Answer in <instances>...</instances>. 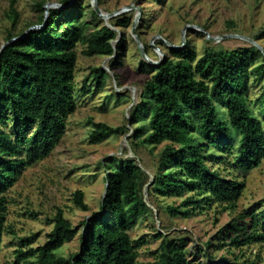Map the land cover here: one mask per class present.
<instances>
[{"label":"trees","instance_id":"1","mask_svg":"<svg viewBox=\"0 0 264 264\" xmlns=\"http://www.w3.org/2000/svg\"><path fill=\"white\" fill-rule=\"evenodd\" d=\"M69 1L61 0V4ZM97 1L100 5L102 0ZM46 4L47 0H40L39 9ZM99 17L91 0L86 4L76 0L69 7L51 9L47 21L40 15V29H31L24 36L25 30H9L6 36L10 43L0 55V245L6 230L4 193L22 167L53 151L65 133L67 116L77 107L76 47L82 45L86 56L106 57L124 47V38L117 41L118 28L128 25L130 16H122L111 26H95ZM11 18L15 25L18 13L13 5ZM170 52L151 66L153 73L143 82L142 100L131 112L133 147L155 148L165 142L147 191L157 197H183L180 204L166 206L172 216L187 218L215 203L223 210H233L245 187L237 173L253 170L264 158V48H207L198 57L186 44ZM119 62L113 59V65ZM142 65L146 63L142 61ZM92 73L99 86L109 76L103 67ZM253 76L255 85L262 88L254 100L249 96ZM91 123L92 143L129 131L126 125ZM117 159L110 157L104 162L108 193L100 211L82 222L80 249L68 256L59 253L78 233L59 208L44 244L31 246L36 234L21 238L15 264L137 263L138 243L131 231L152 212L143 192L150 178L135 158ZM74 202L82 210L89 209L82 190L75 192ZM156 237L160 239L158 254L146 264H264L263 260L227 254L216 258L207 251V262L194 263L188 257L186 237L161 231ZM263 242L264 198L238 212L207 247L232 254L233 249Z\"/></svg>","mask_w":264,"mask_h":264},{"label":"rangeland","instance_id":"2","mask_svg":"<svg viewBox=\"0 0 264 264\" xmlns=\"http://www.w3.org/2000/svg\"><path fill=\"white\" fill-rule=\"evenodd\" d=\"M39 1L0 0V49L9 30L15 33L25 30L23 35H26L31 29L42 27L37 24L40 15L47 21L51 9L69 7L76 2L70 0L63 5L61 0H47L48 6L46 4L41 11ZM81 2L86 4L87 0ZM91 4L94 6V0ZM12 5L18 13L15 25L11 18ZM98 7L107 17L100 15L95 26H111L122 16H130V23L123 29L118 28L117 41L124 38V47L111 57L86 56L82 53V45L76 47L74 94L77 107L67 116L65 133L53 151L44 159L22 167L13 185L4 193L7 214L0 264H15V250L24 236L36 234L31 245L34 248L44 244L54 227L53 218L59 208L78 230L59 253L68 256L77 252L81 245L82 222L100 211L108 193L104 166L107 158H135L151 180L165 142L155 148L133 147L131 112L142 100L143 82L153 73L151 66L171 55L170 49L189 44L200 57L207 48L231 50L252 45L264 48V0H102ZM87 18L90 19L89 14ZM29 25L32 26L28 28ZM116 58L120 62L113 65ZM97 67H103L109 73L103 86L98 85L92 73ZM255 84L253 76L249 90L252 100L262 89L261 84ZM146 118L147 114L142 117V124ZM91 121L111 126L126 125L129 131L92 143ZM10 124L5 126L7 130ZM237 177L244 181L245 187L235 209L223 210L215 203L202 213L187 218L172 216L166 211V206L180 204L183 197L153 196L145 186L144 197L152 212L142 217L131 231V237L138 243L136 264L155 259L160 245V239L156 237L158 231L172 237H186L188 257L194 263L207 262L206 251L216 258L227 254L230 258L238 256L264 262V242L233 249L232 254L227 249L207 247V242L238 212L264 198V158L256 168L237 173ZM77 190L84 192L88 210L76 206L74 194Z\"/></svg>","mask_w":264,"mask_h":264},{"label":"water","instance_id":"3","mask_svg":"<svg viewBox=\"0 0 264 264\" xmlns=\"http://www.w3.org/2000/svg\"><path fill=\"white\" fill-rule=\"evenodd\" d=\"M46 6H48V4H47ZM94 8L96 9V11L98 12L99 15L104 16V17H107V15L103 14V13L100 11V9H99V7H98L97 0H94ZM23 36H24V35H23ZM23 36H21V37H23ZM9 43H10V41H7V42H5V44H3V46H2L1 49H0V55H1L2 51H3V49H4ZM139 166L142 168L141 165H139ZM142 169H143V168H142ZM153 181H154V176L151 177V180L146 184V186L150 185ZM147 204H148V203H147ZM148 206L151 208V206H150L149 204H148Z\"/></svg>","mask_w":264,"mask_h":264},{"label":"bare ground","instance_id":"4","mask_svg":"<svg viewBox=\"0 0 264 264\" xmlns=\"http://www.w3.org/2000/svg\"><path fill=\"white\" fill-rule=\"evenodd\" d=\"M108 19V18H107Z\"/></svg>","mask_w":264,"mask_h":264}]
</instances>
